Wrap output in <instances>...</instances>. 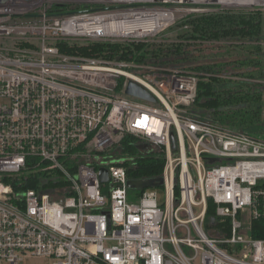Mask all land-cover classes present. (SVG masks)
<instances>
[{
  "label": "built area",
  "instance_id": "obj_1",
  "mask_svg": "<svg viewBox=\"0 0 264 264\" xmlns=\"http://www.w3.org/2000/svg\"><path fill=\"white\" fill-rule=\"evenodd\" d=\"M242 2L0 0V264H264L253 234L264 233V130L195 112V70L61 51L156 37ZM130 80L156 100L127 94ZM129 135L142 154L163 150V199L158 186L129 187Z\"/></svg>",
  "mask_w": 264,
  "mask_h": 264
},
{
  "label": "trees",
  "instance_id": "obj_2",
  "mask_svg": "<svg viewBox=\"0 0 264 264\" xmlns=\"http://www.w3.org/2000/svg\"><path fill=\"white\" fill-rule=\"evenodd\" d=\"M55 5L52 11H72L81 6ZM83 8V6H82ZM187 31L182 32L187 43L177 44L176 48L155 51L162 65L192 64L189 69L200 75L198 95L194 111L203 118L220 126L248 133L264 126V85L257 87L256 80H264V12L259 10H222L190 15L177 23ZM208 40L225 42L221 44L226 50L236 49L238 54L208 58L199 57V50H192L195 41ZM192 42V43H190ZM147 43L125 44L96 41L85 45L62 43L61 51L84 57L104 58L117 61H141L153 54L144 51ZM140 51H143L142 53ZM222 55H227V52ZM242 76L235 86L222 88L223 75ZM255 80V81H253ZM139 139L129 135L122 142V148L132 156H137L131 166V179L161 177L165 165V155L161 148H151L142 154ZM40 174L34 175L39 178ZM33 176V175H32ZM36 186V182L28 184ZM213 205L207 222L215 220ZM260 225V223H259ZM255 237H264L263 232L254 231Z\"/></svg>",
  "mask_w": 264,
  "mask_h": 264
},
{
  "label": "rangeland",
  "instance_id": "obj_3",
  "mask_svg": "<svg viewBox=\"0 0 264 264\" xmlns=\"http://www.w3.org/2000/svg\"><path fill=\"white\" fill-rule=\"evenodd\" d=\"M210 9H212L211 11L213 12H217V11H222V10H231V11H238V10H259L264 12V4H255V5H234L233 7H228V8H224L221 9L219 4L214 3L213 5L209 6ZM211 13V12H210ZM187 31L185 29V27H183V25H178L177 24L171 28H169L168 30L164 31L163 33L159 34L156 37H152V38H145V39H140V40H116V41H103V42H111V43H125L127 44H138V43H147L146 47L144 49V51H148L151 52L153 54H149L147 58L141 61H127V62H134L138 67L140 68H147V67H154V66H159L161 65L159 63L158 57L157 55H154L155 51L159 50V49H163L164 53L165 50L168 49H174L176 48L177 44H185L187 43L186 39H183L182 37V32ZM78 43H74V45L79 46V45H85L91 42H96V41H90L87 43H82L85 40H78ZM196 44L200 43L199 45H194V47H192V50H199V57H204L207 56L208 58H217V57H222L224 58L225 56H229L228 53L230 54H238L236 49H232V50H226L225 47H223L221 44H224L225 42L220 41V42H211L208 40H202V41H195ZM192 43V42H190ZM141 53L143 51H140ZM225 52H227V55H222L225 54ZM107 60H111V59H107ZM111 61H117V60H111ZM126 61V60H124ZM242 76L239 75H223V79H225L222 83V86H229V84L232 86H235L237 81H240ZM257 83H262V82H258V80L256 81ZM264 85L263 84H257V87H261ZM264 98V97H263ZM129 154V153H128ZM23 175H28L27 177H29L31 175V173H25ZM19 179V176L16 177H12V180H17ZM36 182V181H35ZM39 183V182H38ZM37 185V183H36ZM39 186V184L37 185ZM158 192L161 194L160 198L163 199L164 198V189L163 186H158ZM45 260L41 259V258H37V257H33V256H28L26 258V263L27 264H45L44 263Z\"/></svg>",
  "mask_w": 264,
  "mask_h": 264
},
{
  "label": "water",
  "instance_id": "obj_4",
  "mask_svg": "<svg viewBox=\"0 0 264 264\" xmlns=\"http://www.w3.org/2000/svg\"><path fill=\"white\" fill-rule=\"evenodd\" d=\"M27 1H31V0H27ZM191 66H192V64L176 65V67H180V68H189ZM230 86L231 85L229 84V86H225V88L230 87ZM221 87L224 88V85ZM126 93L129 95H132V96L148 99L151 101L156 100V98L154 97L153 94H151L145 87H143L139 83L135 82L134 80L129 81ZM260 129L264 130V126H260V127L256 126V127L252 128L251 130L258 131ZM173 142H174V140H173ZM174 145H175V142H174ZM138 147L140 148V150L142 152H145V148L147 147V145L146 144H140ZM101 170H102V174H101L102 181H107L109 179L108 170L105 168H102ZM163 183H164V179L162 176L161 177H152V178L129 179V181H128L129 187L133 188V189L160 186Z\"/></svg>",
  "mask_w": 264,
  "mask_h": 264
},
{
  "label": "bare ground",
  "instance_id": "obj_5",
  "mask_svg": "<svg viewBox=\"0 0 264 264\" xmlns=\"http://www.w3.org/2000/svg\"><path fill=\"white\" fill-rule=\"evenodd\" d=\"M239 2H241V1H239ZM243 2L244 3H247V4H249V5H255V4H261L260 2H261V0H243ZM242 2V3H243Z\"/></svg>",
  "mask_w": 264,
  "mask_h": 264
},
{
  "label": "flooded vegetation",
  "instance_id": "obj_6",
  "mask_svg": "<svg viewBox=\"0 0 264 264\" xmlns=\"http://www.w3.org/2000/svg\"><path fill=\"white\" fill-rule=\"evenodd\" d=\"M261 4H264V0H261V2H260ZM253 81H255V80H253Z\"/></svg>",
  "mask_w": 264,
  "mask_h": 264
}]
</instances>
